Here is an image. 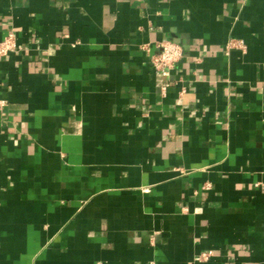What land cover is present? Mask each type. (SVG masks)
<instances>
[{"label":"crops","instance_id":"0c3cea01","mask_svg":"<svg viewBox=\"0 0 264 264\" xmlns=\"http://www.w3.org/2000/svg\"><path fill=\"white\" fill-rule=\"evenodd\" d=\"M10 30L0 264H264V0H0Z\"/></svg>","mask_w":264,"mask_h":264},{"label":"built area","instance_id":"2783aa9c","mask_svg":"<svg viewBox=\"0 0 264 264\" xmlns=\"http://www.w3.org/2000/svg\"><path fill=\"white\" fill-rule=\"evenodd\" d=\"M241 48L246 49V44L243 40L232 39L227 44V49ZM18 49L17 35L14 30H10L6 36L0 41V59L7 58L10 54L15 53ZM143 49L149 52V45H144ZM185 49L183 45L174 40H163L157 43V52L150 55V62L156 72V75L161 83L163 94L171 85V74L176 65L184 58ZM7 105V101L0 99V109ZM210 184L206 186L209 188ZM214 256L212 251H205L201 254V261H209ZM155 264V263H151Z\"/></svg>","mask_w":264,"mask_h":264}]
</instances>
